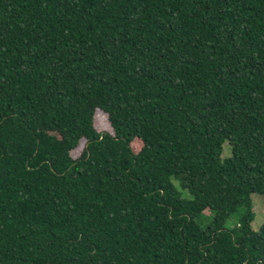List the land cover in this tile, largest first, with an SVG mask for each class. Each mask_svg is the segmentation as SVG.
Here are the masks:
<instances>
[{
	"label": "trees",
	"instance_id": "trees-1",
	"mask_svg": "<svg viewBox=\"0 0 264 264\" xmlns=\"http://www.w3.org/2000/svg\"><path fill=\"white\" fill-rule=\"evenodd\" d=\"M255 193L264 0H0V264H264Z\"/></svg>",
	"mask_w": 264,
	"mask_h": 264
},
{
	"label": "rangeland",
	"instance_id": "rangeland-1",
	"mask_svg": "<svg viewBox=\"0 0 264 264\" xmlns=\"http://www.w3.org/2000/svg\"><path fill=\"white\" fill-rule=\"evenodd\" d=\"M97 119H98L99 124L103 125V127L105 125L104 130L106 128H109L107 125V122H108L107 116L105 114L99 113L97 116ZM231 153H232V151H231L230 144L228 142H225L223 155L226 157V156L231 155ZM75 155H76V153H75ZM175 183L178 186V188L183 192V196H189L188 190L183 189L180 182L177 179L175 180ZM252 199H253V209L256 213V217H255V220H254L252 225H253V228L255 230H259L261 225L264 223V200L259 194H256V193L252 195ZM245 210H246V206L244 204H242L239 207L238 213L234 214L227 221V226L233 227L234 225H236L239 221L240 216L245 212ZM213 215H214L213 210L206 209L203 212L202 216L200 217V220H202V218H204L203 223H207L209 219L211 220Z\"/></svg>",
	"mask_w": 264,
	"mask_h": 264
}]
</instances>
